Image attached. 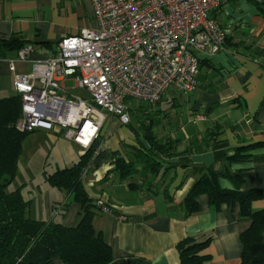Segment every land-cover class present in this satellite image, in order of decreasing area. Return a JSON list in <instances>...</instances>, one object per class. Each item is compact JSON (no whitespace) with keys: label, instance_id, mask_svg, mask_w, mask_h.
<instances>
[{"label":"crops","instance_id":"1","mask_svg":"<svg viewBox=\"0 0 264 264\" xmlns=\"http://www.w3.org/2000/svg\"><path fill=\"white\" fill-rule=\"evenodd\" d=\"M211 17L226 38L221 50L206 48L200 54L194 92L173 89L170 96L165 92L158 103L139 109L145 122L135 126L130 121L121 124L118 116L103 111L99 139L89 149L64 136L57 138L61 132L56 130L35 129L34 136L51 142L37 143L23 157V173L14 179L30 201V218L64 227L77 223L79 205L45 176L71 167L90 151L82 185L99 208L92 225L111 247L113 262L179 264L180 240L210 237L204 250L208 264H241L240 234L251 219L240 214L237 202L216 210L206 195H200L199 212L185 215L180 207L201 167H210L221 188L255 190L260 194L251 203L252 211L264 208V10L251 0H227ZM95 27L91 0H0V39L20 35L27 41L23 47L32 49L30 58L43 59L56 50L60 39ZM17 51L0 48V98L16 95L15 73L29 71V63L21 61H15L14 71L9 69L8 61L16 59ZM168 99L172 108L163 110L160 106ZM146 136L157 143L175 141L176 155L164 157L156 175L139 161L132 174L114 170L117 156L134 159L137 151L149 148ZM254 144L247 150L248 159H227L235 148ZM23 154L22 150L20 158ZM98 201L109 211H103ZM52 264L65 263L55 259Z\"/></svg>","mask_w":264,"mask_h":264},{"label":"built area","instance_id":"2","mask_svg":"<svg viewBox=\"0 0 264 264\" xmlns=\"http://www.w3.org/2000/svg\"><path fill=\"white\" fill-rule=\"evenodd\" d=\"M226 1L91 0L95 28L60 39L43 59L30 58L27 46L8 61L11 71L15 61L29 63L27 73L14 75L21 105L16 129L64 130L66 139L89 149L99 139L103 111L128 124V98L154 105L169 88L194 92L200 54L223 48L226 33L211 12Z\"/></svg>","mask_w":264,"mask_h":264},{"label":"trees","instance_id":"3","mask_svg":"<svg viewBox=\"0 0 264 264\" xmlns=\"http://www.w3.org/2000/svg\"><path fill=\"white\" fill-rule=\"evenodd\" d=\"M251 2L264 10V0ZM26 42L20 35H13L9 39H0V48L19 50ZM40 44L48 46L47 42ZM20 110L17 95L0 98V264H52L55 259L65 264H116L112 260L111 247L104 242L101 231L92 225L99 208L82 185L81 174L89 162L90 151L81 155L71 167L56 169L45 176L50 185L71 194L79 205V219L73 226L64 227L58 222L30 218V201L23 197L21 188H9L15 179L22 141L30 133L16 129ZM146 134L149 135L148 131ZM146 141L149 148L137 151L134 159L130 157L125 161L117 156L114 170L124 176L132 174L137 170L134 162L139 161L147 172L156 175L162 159L176 155L172 150L175 141L157 143L152 136H146ZM253 146L255 144L237 147L227 159H248L247 150ZM259 194L255 190L223 189L218 184V175L210 167H201L180 207L185 215L199 212L200 195H206L208 205L216 210L222 204L237 202L240 214L251 219L250 226L240 234L241 264H264V208L258 211L251 208L252 201ZM210 239L186 237L180 240L176 244L179 264H208L209 255L204 250Z\"/></svg>","mask_w":264,"mask_h":264},{"label":"rangeland","instance_id":"4","mask_svg":"<svg viewBox=\"0 0 264 264\" xmlns=\"http://www.w3.org/2000/svg\"><path fill=\"white\" fill-rule=\"evenodd\" d=\"M72 81H66L65 82V87L67 88H70L72 86ZM172 90L173 88H169L167 91H166V95L167 96H170V94L172 93ZM69 92L75 96V97H82V98H88V95L81 89H71L69 90ZM150 104H147V103H144L142 101H139V100H135V99H131V98H128L125 100V106L127 108V112L129 113L130 115V122L135 126V125H138L139 123L143 124L145 122V119H144V116H143V113L139 110V109H148V106ZM152 106V105H150ZM163 110L165 108H172L170 105H169V99L168 100H164V102L162 103V105L160 106ZM174 108H177L178 109V112H181V109L180 107H174ZM153 110V108H152ZM137 111H139V113L135 114ZM184 112V109H182V113ZM151 113V112H149ZM171 114V112H170ZM179 114V113H178ZM117 117V116H116ZM150 118V117H148ZM178 120L181 121V118L182 120L185 121V117L184 116H180L178 115L177 116ZM149 120V119H148ZM64 131V130H63ZM63 131L61 132L60 135L56 136L57 138L59 137H63ZM37 131H33V132H30L29 134H27L23 141H22V150H23V155H22V158H20V161H19V164H18V169L16 171V177L19 178V176H21V173H23V170H24V160H23V157L26 156V154L32 152L35 148V145L37 143H41L42 145H47L49 142L51 141H46V139H42L40 137L37 138V136H34L36 134ZM55 137V139H56ZM57 140V139H56ZM39 157V156H38ZM40 160H42V158L40 157ZM15 177V179H16ZM16 184L18 185L19 184V180H14L12 182V184L10 185L9 188H13L14 186H16Z\"/></svg>","mask_w":264,"mask_h":264}]
</instances>
